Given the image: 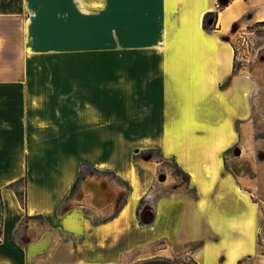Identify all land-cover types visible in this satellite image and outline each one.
<instances>
[{
  "label": "crops",
  "instance_id": "1",
  "mask_svg": "<svg viewBox=\"0 0 264 264\" xmlns=\"http://www.w3.org/2000/svg\"><path fill=\"white\" fill-rule=\"evenodd\" d=\"M258 2L0 0V264H120L159 243L166 258L195 245L197 264H264V199L237 145L252 82L223 40ZM82 162L120 186L90 173L66 201ZM85 200L97 222L73 206Z\"/></svg>",
  "mask_w": 264,
  "mask_h": 264
},
{
  "label": "rangeland",
  "instance_id": "2",
  "mask_svg": "<svg viewBox=\"0 0 264 264\" xmlns=\"http://www.w3.org/2000/svg\"><path fill=\"white\" fill-rule=\"evenodd\" d=\"M258 1V4H255L247 13V15L234 26L233 31L228 34L226 39L230 42L235 50V73L242 70L243 76L247 77L252 82V88L249 94L252 108V121H244L243 124L248 123V125L244 126L243 130L239 134V141L237 145H241L243 147V156L245 157V160L248 162L251 161L253 164L254 171L251 174L258 179L257 189H254V196L257 198L258 193V196L264 199V26L259 25L260 22H264V0ZM227 2L228 0H222L221 4L219 1V8H223L224 4H227ZM81 59V63L83 64L104 62L100 57L89 58L88 56H82ZM49 62L56 63V57H51ZM145 156H151L155 161L159 162V169L161 170V173L168 172L170 174L172 173L174 176L182 177L179 170L176 168L175 163L170 157H164L158 152ZM248 162L246 167H248ZM82 169L84 171L87 170L86 167H83ZM248 172L249 169L246 168L244 174L247 182L246 188L250 189L248 188V182L250 178ZM90 173L98 177H107L114 188L120 186V182L114 175H97L93 172H87L84 173V176ZM83 177L80 179L76 193L70 198L66 199V201L74 200L76 194L79 192V190H81ZM20 188L22 189V185H20ZM80 203H82L85 207L83 208V213L85 215H92L94 217L93 221L95 222L100 220V218L95 216V214L90 210L86 200L85 202L74 201L73 206L80 205ZM107 216H104V218ZM34 222L40 223L43 222V219L39 217L34 218ZM162 248L163 246L161 243H159L149 248L137 250L128 255L124 263L120 264H148L156 262L162 258H166L159 254V250ZM195 249V245H190L185 247V254L173 255L168 258L176 257L181 261H187L188 257H191L190 254Z\"/></svg>",
  "mask_w": 264,
  "mask_h": 264
},
{
  "label": "trees",
  "instance_id": "3",
  "mask_svg": "<svg viewBox=\"0 0 264 264\" xmlns=\"http://www.w3.org/2000/svg\"><path fill=\"white\" fill-rule=\"evenodd\" d=\"M216 19H217V12L205 13L203 15V18H202V29L205 31L214 30ZM259 25L264 26V22H260ZM223 40H227L226 37H223ZM235 60H234L233 72H235V70H236ZM152 153H154V152H146V153H144V155H151ZM83 167H86L87 170L84 171L82 169ZM87 172H93L97 175H114V173H112L111 171L99 170L87 162H82L81 165L79 166V171H78L77 177H76V179H75V181H74V183L70 189V192L67 196V199L76 193V191L78 190V185H79L81 177H83L84 173H87ZM24 183H25V178H22V179H19L18 181H16L14 185L18 186V185L24 184ZM15 196H16L17 200L19 201V203L21 204V206L24 208L25 207V197H24L23 192L16 189L15 190ZM148 264H197V263L189 256L187 261H185V260L181 261L175 257V258H162L156 262H152V263H148Z\"/></svg>",
  "mask_w": 264,
  "mask_h": 264
},
{
  "label": "water",
  "instance_id": "4",
  "mask_svg": "<svg viewBox=\"0 0 264 264\" xmlns=\"http://www.w3.org/2000/svg\"><path fill=\"white\" fill-rule=\"evenodd\" d=\"M147 216L148 218L147 219H145L144 218V216ZM151 217H152V213H151V211L150 210H148V209H146L145 211H144V213H143V215H142V222L144 223V224H149V223H151Z\"/></svg>",
  "mask_w": 264,
  "mask_h": 264
},
{
  "label": "flooded vegetation",
  "instance_id": "5",
  "mask_svg": "<svg viewBox=\"0 0 264 264\" xmlns=\"http://www.w3.org/2000/svg\"><path fill=\"white\" fill-rule=\"evenodd\" d=\"M220 1V3L222 4V0H219Z\"/></svg>",
  "mask_w": 264,
  "mask_h": 264
},
{
  "label": "bare ground",
  "instance_id": "6",
  "mask_svg": "<svg viewBox=\"0 0 264 264\" xmlns=\"http://www.w3.org/2000/svg\"><path fill=\"white\" fill-rule=\"evenodd\" d=\"M236 153L238 154L239 152H238V151H236Z\"/></svg>",
  "mask_w": 264,
  "mask_h": 264
}]
</instances>
